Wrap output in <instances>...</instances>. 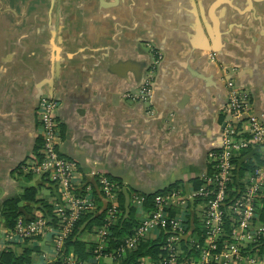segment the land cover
I'll return each mask as SVG.
<instances>
[{"label":"crops","instance_id":"obj_1","mask_svg":"<svg viewBox=\"0 0 264 264\" xmlns=\"http://www.w3.org/2000/svg\"><path fill=\"white\" fill-rule=\"evenodd\" d=\"M147 76L156 78L152 102L125 95ZM226 77L264 116V0H0V206L31 186L50 202L47 179L24 169L40 147L43 92L59 102L61 154L87 185L106 175L128 208L132 195L194 187L223 134ZM250 149L248 157L261 155ZM93 190L94 211L105 214ZM146 203L132 206L138 221ZM96 226L79 235L88 251ZM7 231L0 213V253L25 248L30 264L57 259L51 242L7 241Z\"/></svg>","mask_w":264,"mask_h":264},{"label":"built area","instance_id":"obj_2","mask_svg":"<svg viewBox=\"0 0 264 264\" xmlns=\"http://www.w3.org/2000/svg\"><path fill=\"white\" fill-rule=\"evenodd\" d=\"M152 78L147 76L136 93L126 96L148 103ZM226 86L228 101L224 110L229 119L222 128V146L209 154L208 165L198 176L200 183L156 193L132 234L110 250L106 248L111 227L123 217L118 200L121 189L104 174L95 175L89 185L82 180L76 162L63 156L59 148V102L41 96L36 108L40 147L24 169L55 186L49 202L52 214L41 209L33 213V218L18 216L5 239L51 242L58 257L75 222L100 205L92 196L96 186L108 203L101 223L93 229L97 244L84 260L72 251L63 255V264H121L153 233L162 237L160 251L164 256L157 260L136 259L132 264H264V123L253 114L247 89L235 87L233 80L226 81ZM251 146L262 149V162L239 173L234 160ZM144 203V195L131 196V206L141 209Z\"/></svg>","mask_w":264,"mask_h":264},{"label":"trees","instance_id":"obj_3","mask_svg":"<svg viewBox=\"0 0 264 264\" xmlns=\"http://www.w3.org/2000/svg\"><path fill=\"white\" fill-rule=\"evenodd\" d=\"M259 150L262 149L259 148ZM250 152H252V150L249 147L248 149L242 151L240 156L235 158L234 163L239 173H244L245 171L252 170L255 165L261 164V155L253 154L251 157H248L247 155ZM45 181L46 184L52 189V194H55V186L53 185V183L48 180ZM193 181L197 185L200 183L198 178H195ZM97 192L102 198V195L98 189L95 191V195H97ZM158 192L159 191L151 194H144L145 201L147 202L146 205H151L152 197ZM36 195L37 189L31 186L24 189V192L21 194L19 201L8 198L1 203L0 213L5 219V224L8 228V231L13 229L15 220L18 216L33 218V213L41 209L46 211L48 215L52 214V206L50 205L49 201L47 203L45 200L37 198ZM118 198L123 217H121L116 222V224L111 227L112 235L108 240V245L106 248L107 250L119 246L122 243L121 239L127 235L132 234L133 229L138 226V220L135 218V210L130 207L128 208L125 205L122 194H118ZM20 201H24L26 204L28 203L32 205H22ZM103 215V211L102 213H97V211L95 212L94 210H92L80 216L77 222H75L72 231L64 241L63 251L61 252V254H59L57 259L50 264H63V255H66L70 251H72L79 258V260L86 259L91 254V249L88 251L84 241L79 239L80 232L84 229H87L92 224L101 223ZM261 222H264V210H262ZM262 241V246H264V240ZM161 246V235L156 240H150L140 243L139 247L130 255H128L127 259L121 264H132L133 261L137 259V257L142 255H150L157 260L164 256L160 251ZM183 250L187 251L186 247H183ZM30 262L31 260L28 257V250L25 248H23V250L19 253H16L11 249H5L0 253V264H30Z\"/></svg>","mask_w":264,"mask_h":264},{"label":"water","instance_id":"obj_4","mask_svg":"<svg viewBox=\"0 0 264 264\" xmlns=\"http://www.w3.org/2000/svg\"><path fill=\"white\" fill-rule=\"evenodd\" d=\"M50 1H52V3L55 1V0H50ZM209 58H210V60L213 62L214 60L213 59H215L214 58V56H213V58H212V56H209ZM214 64V63H213ZM215 66V65H214ZM156 78H154V80H152V82L150 83V86H151V88H152V93H151V96H150V99H149V101H148V103L149 102H152V98H153V93H154V86H155V80ZM228 80H232V78H230V77H226L225 78V80H224V82H225V84H226V81H228ZM234 81V85H235V87H238V88H242L243 86H241V85H238V84H236V81L235 80H233ZM145 82V77L143 78V79H141V81H140V83L138 84V88L143 84ZM244 88V87H243ZM249 91V90H248ZM130 94H132V92L130 91V92H128V93H126L125 95H130ZM41 96H47V97H49V98H54V99H56V97H54L52 94H50L49 92H43L41 95H40V97ZM39 97V98H40ZM225 97H226V102H225V105L227 104V101H228V88L226 87L225 88ZM57 100V99H56ZM39 101V100H38ZM139 102H141V103H144V102H142V101H139ZM37 105H38V102H37ZM36 108H37V106H36ZM253 114H254V112H253ZM255 115V114H254ZM57 116V115H56ZM255 116H257V115H255ZM261 121H263V123H264V116H262V115H260V116H257ZM229 119V115H227L226 116V119H225V121L223 122V125H222V128L224 127V125H225V122L227 121ZM222 136L223 135H221V138H220V144L215 148V149H218V148H220L221 146H222Z\"/></svg>","mask_w":264,"mask_h":264},{"label":"rangeland","instance_id":"obj_5","mask_svg":"<svg viewBox=\"0 0 264 264\" xmlns=\"http://www.w3.org/2000/svg\"><path fill=\"white\" fill-rule=\"evenodd\" d=\"M40 193L46 194V190L44 188H40ZM141 207L143 208V206H141ZM131 208H133V207L131 206Z\"/></svg>","mask_w":264,"mask_h":264},{"label":"flooded vegetation","instance_id":"obj_6","mask_svg":"<svg viewBox=\"0 0 264 264\" xmlns=\"http://www.w3.org/2000/svg\"><path fill=\"white\" fill-rule=\"evenodd\" d=\"M57 110H58V108H57ZM56 114H57V111H56Z\"/></svg>","mask_w":264,"mask_h":264}]
</instances>
